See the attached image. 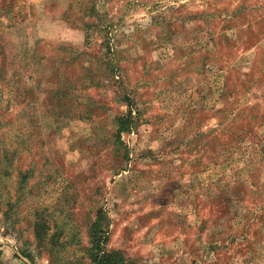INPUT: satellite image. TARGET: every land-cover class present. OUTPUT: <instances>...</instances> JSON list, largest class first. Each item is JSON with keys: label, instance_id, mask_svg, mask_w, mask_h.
I'll use <instances>...</instances> for the list:
<instances>
[{"label": "rangeland", "instance_id": "rangeland-1", "mask_svg": "<svg viewBox=\"0 0 264 264\" xmlns=\"http://www.w3.org/2000/svg\"><path fill=\"white\" fill-rule=\"evenodd\" d=\"M97 232L264 264V0H0V264H96Z\"/></svg>", "mask_w": 264, "mask_h": 264}, {"label": "trees", "instance_id": "trees-1", "mask_svg": "<svg viewBox=\"0 0 264 264\" xmlns=\"http://www.w3.org/2000/svg\"><path fill=\"white\" fill-rule=\"evenodd\" d=\"M133 119H134V116H133L132 111H129L125 114L118 116V118L116 119L117 121V132H116L117 142H122L121 133L123 131H128L131 129L132 124H133V121H132ZM92 238H93L92 239L93 246H91L90 251H92L91 254L96 264H120L125 261V258L123 257L121 253L117 251H112V252L105 251L103 247H101V237L99 235V232H97L96 234L94 233V236Z\"/></svg>", "mask_w": 264, "mask_h": 264}]
</instances>
